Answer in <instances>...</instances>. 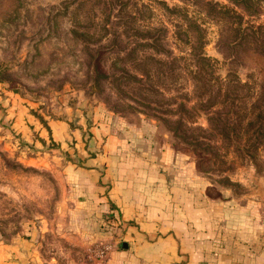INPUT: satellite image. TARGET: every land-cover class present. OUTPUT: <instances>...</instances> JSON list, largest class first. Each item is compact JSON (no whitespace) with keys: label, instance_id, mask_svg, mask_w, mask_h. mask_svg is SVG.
Instances as JSON below:
<instances>
[{"label":"rangeland","instance_id":"rangeland-1","mask_svg":"<svg viewBox=\"0 0 264 264\" xmlns=\"http://www.w3.org/2000/svg\"><path fill=\"white\" fill-rule=\"evenodd\" d=\"M7 93L109 122L195 196L264 198V0H0ZM17 147L0 142V264H118L123 224Z\"/></svg>","mask_w":264,"mask_h":264},{"label":"crops","instance_id":"crops-1","mask_svg":"<svg viewBox=\"0 0 264 264\" xmlns=\"http://www.w3.org/2000/svg\"><path fill=\"white\" fill-rule=\"evenodd\" d=\"M29 107L16 95L0 97V142L40 148L92 216L114 214L125 246L118 264H264V198L195 196L109 122L77 109L41 120Z\"/></svg>","mask_w":264,"mask_h":264},{"label":"trees","instance_id":"trees-1","mask_svg":"<svg viewBox=\"0 0 264 264\" xmlns=\"http://www.w3.org/2000/svg\"><path fill=\"white\" fill-rule=\"evenodd\" d=\"M120 245H122V244H120Z\"/></svg>","mask_w":264,"mask_h":264}]
</instances>
